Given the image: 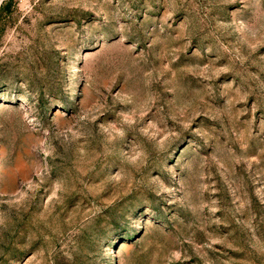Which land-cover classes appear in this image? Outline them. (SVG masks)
<instances>
[{
  "label": "rangeland",
  "instance_id": "374dc122",
  "mask_svg": "<svg viewBox=\"0 0 264 264\" xmlns=\"http://www.w3.org/2000/svg\"><path fill=\"white\" fill-rule=\"evenodd\" d=\"M0 264H264V0L0 8Z\"/></svg>",
  "mask_w": 264,
  "mask_h": 264
},
{
  "label": "trees",
  "instance_id": "16d2710c",
  "mask_svg": "<svg viewBox=\"0 0 264 264\" xmlns=\"http://www.w3.org/2000/svg\"><path fill=\"white\" fill-rule=\"evenodd\" d=\"M9 1H10V0H9ZM9 1H8V2H6V4H5L4 6H3V5H1V6H0V8H3V9H4V8H6V7L8 6V4H9Z\"/></svg>",
  "mask_w": 264,
  "mask_h": 264
}]
</instances>
